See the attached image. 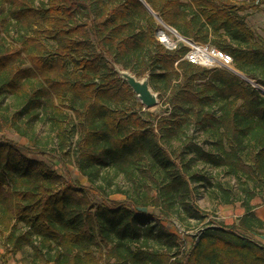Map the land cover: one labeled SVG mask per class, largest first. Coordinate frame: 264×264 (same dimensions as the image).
<instances>
[{"label": "trees", "instance_id": "1", "mask_svg": "<svg viewBox=\"0 0 264 264\" xmlns=\"http://www.w3.org/2000/svg\"><path fill=\"white\" fill-rule=\"evenodd\" d=\"M4 1L17 35L7 45L0 30V93L26 89L17 79L20 73L38 79L39 88L26 89L27 101L42 106L49 119L62 113L60 105L71 108L80 118L79 142L84 150L72 163L63 148H29L0 136V225L10 230L14 219L25 220L29 236L55 249V256L47 259L53 264H94L92 247L101 244L114 245L113 251L127 247L115 264H264V245L240 231L264 228V219L251 206L238 224L207 227L198 239L173 254L169 251L181 234L175 228L166 229L157 217L155 236L166 238L169 248L154 251L142 242L131 250L129 244L153 228L142 226L148 213L128 200L117 201V193H112L114 204L93 207L84 195H78L81 188L71 180L73 166L81 176L92 175L87 166H107L110 161L120 170L130 169L148 146L161 162L173 167L168 185L192 196L190 179L160 143L157 126L150 122L145 129L148 122L135 111L118 115V107L131 101L123 89L127 84L116 76L114 66H118L137 76L147 74L155 91L174 94L182 102L177 107L184 111V116L174 112L176 118L183 122L189 117L212 139L211 148L196 151L197 158L221 167L238 183L251 181L258 191H249L247 198H258L264 191V96L258 89L226 68H206L183 59L188 47L182 42L167 47L156 35L155 17L140 0ZM145 2L182 37L227 53L234 68L264 85V40L251 32L239 13L254 7L253 2L239 6L232 0ZM49 44L54 57L46 58L42 52ZM24 58L30 63L26 70L19 66ZM180 69L193 72L183 84L178 80ZM192 77L204 78V83L192 84ZM6 126L0 115V130ZM21 151L52 156L62 172ZM63 174L68 183L62 187ZM216 185L225 193L224 203L243 198L241 186Z\"/></svg>", "mask_w": 264, "mask_h": 264}, {"label": "rangeland", "instance_id": "2", "mask_svg": "<svg viewBox=\"0 0 264 264\" xmlns=\"http://www.w3.org/2000/svg\"><path fill=\"white\" fill-rule=\"evenodd\" d=\"M33 1L35 4H41L45 0ZM232 1L236 6L244 1H251L255 4L254 7L239 11V13L244 16L245 23L251 32L264 40V0ZM155 19L157 22L156 35L160 29L172 38L171 42L164 43L167 47L169 44L178 42H182L188 47L181 37L171 32L170 25L158 18ZM0 30H2L1 33L4 35L7 45L14 43L17 28L14 19L7 12V4L4 0H0ZM224 37L227 38V35ZM42 55L46 58L54 57V49L51 44L42 52ZM217 65L219 64L212 63L211 66ZM19 66L22 70H26L30 67V63L24 58V62ZM114 68L119 80L128 86L127 89L125 86L123 89L131 95L129 103L118 107L120 110L118 115H126L135 111L144 122H148L146 126L143 124L145 129L150 126V122L156 125L160 133V143L171 152L175 160L183 165L184 172L188 175L193 188L192 196H190L183 193L181 187L168 185L170 175L174 172L173 167L161 162L150 148L148 149V146H146V151L141 159L130 169L120 170L110 161L107 166L101 165V167L97 166L93 169L87 166V169L92 171V175L81 176L78 175L77 168L73 166L71 180L81 188V193L78 195H84L91 206H99L104 203L114 204L112 193H117L119 195V198H116L117 201L128 200L148 213L149 217L143 218L142 226L148 224L153 228L147 233L143 231L140 241L131 242L129 244L133 246L131 250H134L136 246L143 245L142 242L146 243L145 247L154 251H165L169 248L166 238L155 236L159 227L158 221L156 222L157 217L162 218L166 229L175 228L182 236L177 240V245L171 247L170 254L177 253L178 250L188 246L193 239H198L207 227L238 224L239 217L249 206L252 207L256 216L264 218V191L258 198H247L248 192L254 189L251 181L242 183V179L238 183L221 167L209 166L197 158L196 151L211 148L213 142L208 134L189 117H184L183 122L176 118L174 112L184 114L183 109L177 107L178 104L182 106V102L178 99L175 100L174 94L169 92L161 94L155 91L149 83L147 74L137 76L128 69L118 66H114ZM180 72L178 80L181 84L185 82L187 76L191 77L193 74V72L187 73L183 69H180ZM231 72L234 73V71ZM234 74L240 77L238 74ZM240 78L255 87L252 82ZM17 79L25 84L24 88L27 90L31 86H34L35 89L40 87L39 80L28 73H20ZM178 80L175 82L178 83ZM204 80V78L192 77L190 82L200 85L204 83ZM26 89L0 93V115L8 122V126L0 130V136L3 135L29 148L36 145L48 149L63 148L67 158L73 163L79 153L84 150V146L81 147L79 142L81 130L78 124L80 118L71 108L60 105L62 113L49 119L48 115L43 112L42 106L36 105L33 101H27ZM176 91L178 90L176 89ZM147 92H149L151 100L144 97ZM48 109L53 110L51 107ZM21 153L30 159L44 162L59 173L62 172V166L52 156L36 155L27 151H21ZM218 182L228 188L231 185L235 189L238 186L245 188L242 191L243 198H232L234 201L224 203L222 195L224 196L225 193L216 185ZM67 183V177L63 174L59 185L63 187ZM4 186L7 188L6 185ZM167 186H169L168 189H166ZM254 190L258 191V187ZM21 216L18 217L21 218ZM14 223L15 226L10 230L4 229L0 225V264H53V262L48 263L47 259L55 256V249L39 243L35 235L29 236L30 225L25 220L15 221L14 219L12 224ZM240 231L245 237L264 245V228ZM113 246L112 244L108 246L101 244V246L92 247L91 254L95 259L94 264H115L118 262L117 256L122 257L128 251L124 246H118L113 251Z\"/></svg>", "mask_w": 264, "mask_h": 264}, {"label": "built area", "instance_id": "3", "mask_svg": "<svg viewBox=\"0 0 264 264\" xmlns=\"http://www.w3.org/2000/svg\"><path fill=\"white\" fill-rule=\"evenodd\" d=\"M185 43L188 45L189 49L185 53V55L182 57L183 59H187L188 61L195 63L197 65H204L206 67H221V68H226L229 70H232V58L230 55L227 53L214 48L209 45H203V44H198L192 40L186 39L184 37H181ZM176 44L174 45V47ZM207 46V47H206ZM202 50H205L203 52ZM211 55L214 59H217L218 61H215L210 58H205V53ZM201 57V59H199ZM212 63L219 64L217 66H211Z\"/></svg>", "mask_w": 264, "mask_h": 264}, {"label": "bare ground", "instance_id": "4", "mask_svg": "<svg viewBox=\"0 0 264 264\" xmlns=\"http://www.w3.org/2000/svg\"><path fill=\"white\" fill-rule=\"evenodd\" d=\"M170 30H171V32H172L173 34H176L175 30L172 29L171 27H170ZM163 38H164V40H167L168 42H171V41H172V38H170V36L167 35L165 32H163ZM202 51L205 52V50H202ZM204 57H205V58L207 57V58L213 59V60H215V61H218L217 59H214L211 55L207 54V52L205 53V56H204ZM232 70H233L236 74H238L240 77H242L243 79H245L246 81H248V82H252V83L255 85V87H256L257 89H259V91L262 92V93L264 94V86H263V85L257 83L255 80H252V78H250L249 76H247L246 74H244L243 72H241L240 70H238V69H236V68H234V67L232 68Z\"/></svg>", "mask_w": 264, "mask_h": 264}, {"label": "water", "instance_id": "5", "mask_svg": "<svg viewBox=\"0 0 264 264\" xmlns=\"http://www.w3.org/2000/svg\"><path fill=\"white\" fill-rule=\"evenodd\" d=\"M144 6L147 8V10L155 17V18H158L159 20H161V18L155 13L153 12V10L147 5V3L145 2V0H140ZM162 21V20H161ZM170 28V27H169ZM172 28V27H171ZM174 29V28H172ZM175 30V29H174ZM161 32L160 29L157 31V34ZM176 34L179 36V37H182L176 30H175ZM233 71V70H231ZM235 73V72H234ZM259 90V89H258ZM262 93V92H261ZM263 94V93H262ZM264 95V94H263ZM144 97L148 98L149 100H151V97H150V94L149 92H147L146 94H144Z\"/></svg>", "mask_w": 264, "mask_h": 264}, {"label": "crops", "instance_id": "6", "mask_svg": "<svg viewBox=\"0 0 264 264\" xmlns=\"http://www.w3.org/2000/svg\"><path fill=\"white\" fill-rule=\"evenodd\" d=\"M158 38L163 42V43H165V42H168L167 40H164V38H163V31H161V32H159L158 34ZM167 44H169V43H167ZM174 43L173 44H169L168 46L169 47H174ZM259 217V216H258ZM260 218H262V219H264L263 217H261L260 216Z\"/></svg>", "mask_w": 264, "mask_h": 264}]
</instances>
